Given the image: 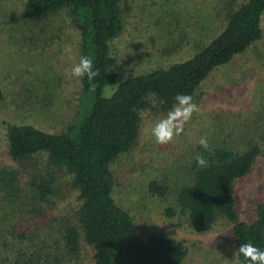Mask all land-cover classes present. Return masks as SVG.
<instances>
[{
    "label": "trees",
    "instance_id": "obj_1",
    "mask_svg": "<svg viewBox=\"0 0 264 264\" xmlns=\"http://www.w3.org/2000/svg\"><path fill=\"white\" fill-rule=\"evenodd\" d=\"M137 1L20 0L8 8L0 3V26L10 28V38L23 35L31 44L43 39L51 46L77 31L85 61L82 87L92 94L83 118L63 131L28 121L0 123V155L18 164L0 159V264H78L84 243L91 246L94 264H182L186 258L185 242L168 231L140 236L134 217L116 199L112 164L137 145L141 110L153 97L166 114L198 102L211 72L255 44L264 45V0H216L223 23L203 42L192 38L191 57L124 77L116 45ZM194 1L216 7L215 0ZM26 25L40 30L26 32ZM110 84L116 86L106 94ZM257 95L244 112L205 116L211 126L198 127L196 148L167 157L168 170L149 187L159 196L173 193L195 232L232 225L239 264H264V201L257 202L253 220L243 221L236 197L238 181L264 156V104ZM42 156L47 164L40 163ZM58 170L67 174L74 201L59 188Z\"/></svg>",
    "mask_w": 264,
    "mask_h": 264
},
{
    "label": "rangeland",
    "instance_id": "obj_2",
    "mask_svg": "<svg viewBox=\"0 0 264 264\" xmlns=\"http://www.w3.org/2000/svg\"><path fill=\"white\" fill-rule=\"evenodd\" d=\"M19 2L0 0L7 8ZM219 4L215 0L216 7L209 2L198 7L194 0L153 3L138 0L130 12L127 30L117 40L121 74L128 77L147 73L163 64L191 57L192 38L203 42L223 23ZM195 19L199 22L194 27ZM12 26L18 28L17 24ZM25 27L26 32L40 30ZM262 28L264 32V14ZM9 30L0 26V123L28 121L44 130L59 132L83 118L92 94L85 93L82 87L85 61L80 34L72 29L62 41L48 46L43 39L31 44L23 35L20 39L12 35L10 38ZM255 45L211 72L200 86L198 102L166 114L153 97L149 106L141 110V135L137 145L112 164L117 181L116 199L134 217L140 236L147 238L154 232L168 231L183 240L188 253L182 264H239L240 248L231 235L232 225L222 224L207 232H195L189 219L180 212L174 194L159 196L150 190V182L168 170L167 157L175 153L183 157L188 149L196 148L198 127L211 126L204 121L205 116L220 110L244 112L252 105L254 92H258V103L264 104V82L261 81L264 80V45L256 48ZM112 86L115 88L116 84L108 85L106 94L112 93ZM4 126L6 130L7 124ZM2 135L1 128L0 138ZM0 159L18 167L6 154L0 155ZM47 162L42 156L40 163ZM66 175L58 170L59 188L74 201L76 193ZM236 197L239 220H253L257 202L264 201V156L238 181ZM70 198L65 201L71 203ZM171 207L176 210L172 216L168 214ZM77 263L94 264L92 249L87 243Z\"/></svg>",
    "mask_w": 264,
    "mask_h": 264
}]
</instances>
